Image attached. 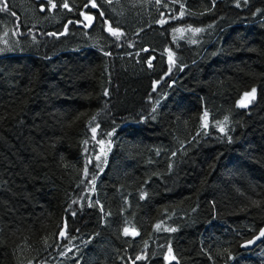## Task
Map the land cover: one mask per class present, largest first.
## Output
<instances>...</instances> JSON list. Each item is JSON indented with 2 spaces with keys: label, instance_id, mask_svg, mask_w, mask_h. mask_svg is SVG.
Instances as JSON below:
<instances>
[{
  "label": "trees",
  "instance_id": "trees-1",
  "mask_svg": "<svg viewBox=\"0 0 264 264\" xmlns=\"http://www.w3.org/2000/svg\"><path fill=\"white\" fill-rule=\"evenodd\" d=\"M54 2L0 0V264H264V0Z\"/></svg>",
  "mask_w": 264,
  "mask_h": 264
},
{
  "label": "snow or ice",
  "instance_id": "snow-or-ice-1",
  "mask_svg": "<svg viewBox=\"0 0 264 264\" xmlns=\"http://www.w3.org/2000/svg\"><path fill=\"white\" fill-rule=\"evenodd\" d=\"M89 2L91 3V7H92V8H97V7H98V4L96 3V0H89ZM108 2L111 3L112 0H108ZM159 2H160V0H157V3H159ZM48 3L51 5L52 8H55V7L57 6L56 3L54 2V0H48ZM63 7H64V8H68L69 10H71V9L69 8V5H68L67 2H65V3L63 4ZM85 7H88V5L86 4ZM183 7H184L183 4H181V8H183ZM6 8H7V5L5 4V5H4V9H6ZM41 10L43 11L44 9L42 8ZM181 14L183 15V13H181ZM81 15H84V13H81ZM100 15L103 16L104 13L101 12ZM85 18H86L89 22H91V20L93 19L92 16H85ZM160 23H165V21L161 20ZM85 26L87 27L88 25H85ZM65 27L67 28V26H65ZM107 31H108L112 36L116 37L117 39H119L120 36L123 35V33L119 31V29L113 28V27H111V26L108 27ZM175 31L183 32L184 30H182V29H176ZM188 31H191L193 34H196V33L201 32L202 29H200V28H189ZM192 43H195V41H192ZM105 54L108 55V53H105ZM169 62H170V64H174V63H175V60L172 58V54H171V53H169ZM151 66H152V65H151V62L149 61V67H151ZM170 70H171V69H170ZM154 87H155V85H154ZM255 92H256V90H255V89H252V91H251L250 93H245V94H244L245 99L242 100V101H240V102H238L239 105H240V107H247V104H248L252 99L255 98ZM107 94H108V93L105 92V95H107ZM207 115H208V113L205 112V113H204V116H203V119L206 120ZM225 120H227V117H225ZM97 127H98V126H97ZM204 127H207V124H206V123L204 124ZM221 131H223V129H221ZM92 132H93V134L95 135V133H96V128H92ZM108 135H112V133H108ZM99 143L103 144L104 141H99ZM104 154L106 155V152H105ZM173 155H175V153H173ZM97 159H99V157H97ZM85 171H86V170H85ZM142 198H143V196H142ZM157 227H159V226H157ZM173 231H174V229H173ZM124 232H125V235H128V234H129V230H128L127 228H125ZM131 234H132V235H136V233H135L134 231H133ZM60 236H61V237L65 236V232H64L63 230L60 232ZM260 237H264V229H261V231H260ZM258 238H259V237H258ZM45 242H46V241H45ZM252 243H253V241H248V242H247V244H252ZM245 246H247V245H245ZM169 254H171V249H169ZM137 259H142V257H137ZM171 259H175V257H171Z\"/></svg>",
  "mask_w": 264,
  "mask_h": 264
},
{
  "label": "water",
  "instance_id": "water-1",
  "mask_svg": "<svg viewBox=\"0 0 264 264\" xmlns=\"http://www.w3.org/2000/svg\"><path fill=\"white\" fill-rule=\"evenodd\" d=\"M261 229H264V226ZM261 229L257 232V234L255 236H253L251 239L248 240V241H253L252 244H247L248 241H246V242H244L241 245V249L242 250H251L255 246H257L264 239V237H260V231H261ZM245 245H247V246H245Z\"/></svg>",
  "mask_w": 264,
  "mask_h": 264
},
{
  "label": "rangeland",
  "instance_id": "rangeland-1",
  "mask_svg": "<svg viewBox=\"0 0 264 264\" xmlns=\"http://www.w3.org/2000/svg\"><path fill=\"white\" fill-rule=\"evenodd\" d=\"M245 99V96H243L242 98H241V100L240 101H242V100H244Z\"/></svg>",
  "mask_w": 264,
  "mask_h": 264
}]
</instances>
